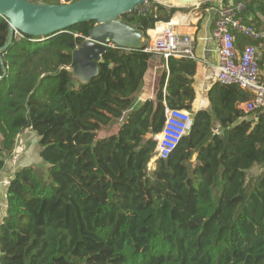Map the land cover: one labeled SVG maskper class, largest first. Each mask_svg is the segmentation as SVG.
<instances>
[{"label":"trees","instance_id":"16d2710c","mask_svg":"<svg viewBox=\"0 0 264 264\" xmlns=\"http://www.w3.org/2000/svg\"><path fill=\"white\" fill-rule=\"evenodd\" d=\"M242 1L244 23L264 31V0ZM220 3L198 6L214 10L211 31ZM188 10L150 1L122 15L143 33L142 47H107L86 83L72 77V53L94 21L2 49L9 31L0 15V173L25 131L38 137V162L15 167L6 185L0 264H264V171L249 174L264 164V109L244 113L238 105L251 93L217 83L208 109L194 110L190 57L161 56L155 97L137 101L157 55L144 52L145 32ZM236 42L255 43L241 34ZM165 108L189 113L191 125L150 168Z\"/></svg>","mask_w":264,"mask_h":264},{"label":"water","instance_id":"95a60500","mask_svg":"<svg viewBox=\"0 0 264 264\" xmlns=\"http://www.w3.org/2000/svg\"><path fill=\"white\" fill-rule=\"evenodd\" d=\"M165 5L169 0H61L59 4L31 3L26 0H0V15L8 23L7 48L18 34L42 41L83 22L94 21L85 41L73 51L72 77L86 83L98 73L107 47L138 50L144 35L119 20L148 2ZM171 7L196 5L201 0H175ZM0 64L2 61L0 58Z\"/></svg>","mask_w":264,"mask_h":264},{"label":"built area","instance_id":"2783aa9c","mask_svg":"<svg viewBox=\"0 0 264 264\" xmlns=\"http://www.w3.org/2000/svg\"><path fill=\"white\" fill-rule=\"evenodd\" d=\"M245 4L242 0H229L219 4L211 40L218 56V82L222 85H237L251 93V99L241 103L240 107L244 113H253L257 109H264V79L260 77L259 70L260 53L257 46L252 44L239 50L235 44V34H241L264 46V31L255 30L244 23L241 14L245 11ZM172 27L173 22L170 20L157 22L152 29L147 30L144 52L155 53L165 60L168 57L192 58L189 38L179 36ZM190 125L189 113L165 108L162 129L154 137L156 147L152 162L166 159Z\"/></svg>","mask_w":264,"mask_h":264},{"label":"crops","instance_id":"0c3cea01","mask_svg":"<svg viewBox=\"0 0 264 264\" xmlns=\"http://www.w3.org/2000/svg\"><path fill=\"white\" fill-rule=\"evenodd\" d=\"M198 6H180L178 8H186L189 10L177 12L170 19L173 22L172 30L181 37L189 38L193 55L192 59L196 62V74L193 77L192 84L195 91V100L193 102L194 110L208 109V92L213 86L219 83L216 71L218 56L211 40V22L214 17V10H207L203 13ZM252 45H256L259 50L260 77L264 79V46L258 45L256 42ZM236 47L241 50L244 45L239 46L236 42ZM166 68V62L165 60L161 61V56L155 55L152 57L147 72L137 90L136 97L139 103L155 97L161 74ZM240 105L241 103L238 105L239 109H241ZM129 112L127 111L126 113ZM37 140L38 137L34 133L30 131L24 132L16 142L17 145L20 144V148L17 150V145L15 144V156L13 155L14 157L12 159L7 160H13V162L9 164L6 162L5 169L0 173V219L6 206V185L15 169L14 164L19 157V150L24 149V156L20 159V165L30 164L31 160L34 162L37 161V151L33 149L32 153H30V150L25 152L27 147L28 149L33 148V144H37ZM256 166H260V168L254 172H250L254 176L264 171V164ZM151 167H153L152 164L150 165Z\"/></svg>","mask_w":264,"mask_h":264},{"label":"rangeland","instance_id":"374dc122","mask_svg":"<svg viewBox=\"0 0 264 264\" xmlns=\"http://www.w3.org/2000/svg\"><path fill=\"white\" fill-rule=\"evenodd\" d=\"M61 1V0H60ZM204 1H206V0H201V1H199L196 5H200L201 3H203ZM165 6H170L168 3H165ZM16 37H20L18 34H16ZM119 124L120 123H115L114 125H112V126H110V127H108V128H106V129H103V130H101L99 133H98V138H104V137H107V136H109V135H111V134H113V133H115L116 132V130H117V128H118V126H119ZM27 131H29V130H27ZM26 132V131H25ZM31 132V131H30ZM32 133V132H31ZM36 135V134H35ZM17 145V144H16ZM16 147V146H15ZM20 148V144H18L17 145V150ZM33 149L35 150V151H38V146H37V144H33V148H29L28 149V147L25 149V152H28L29 150H30V153H32V151H33ZM29 153V154H30ZM15 156V155H14ZM13 156V157H14ZM24 156V149L22 148V149H20L19 150V157H18V159H17V162L14 164V168L15 167H17V166H20V164H21V162H20V159H21V157H23ZM12 157V158H13ZM11 158V159H12ZM13 162V160H11V161H7V163L9 164V163H12ZM36 162H38V160L37 161H32L31 160V162L30 163H36ZM153 165L154 166V161L152 162H150V164H149V167H150V165ZM260 168V166H254L250 171H249V174H250V172H254V171H256V170H258ZM250 175H252V174H250Z\"/></svg>","mask_w":264,"mask_h":264},{"label":"bare ground","instance_id":"6f19581e","mask_svg":"<svg viewBox=\"0 0 264 264\" xmlns=\"http://www.w3.org/2000/svg\"><path fill=\"white\" fill-rule=\"evenodd\" d=\"M166 3H169V4H176V3H178V2H176L175 0H169L168 2H166Z\"/></svg>","mask_w":264,"mask_h":264}]
</instances>
